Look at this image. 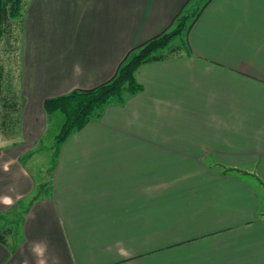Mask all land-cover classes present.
<instances>
[{
	"label": "crops",
	"instance_id": "crops-1",
	"mask_svg": "<svg viewBox=\"0 0 264 264\" xmlns=\"http://www.w3.org/2000/svg\"><path fill=\"white\" fill-rule=\"evenodd\" d=\"M191 1L26 0L10 51L30 128L0 144V264H264V0H211L51 174L23 161L46 99L109 81Z\"/></svg>",
	"mask_w": 264,
	"mask_h": 264
},
{
	"label": "trees",
	"instance_id": "trees-1",
	"mask_svg": "<svg viewBox=\"0 0 264 264\" xmlns=\"http://www.w3.org/2000/svg\"><path fill=\"white\" fill-rule=\"evenodd\" d=\"M210 1L193 16L192 23L188 22L190 15H183L180 12L168 28L130 50L109 81L93 89L74 90L59 97L46 99L44 109L47 115L51 116L60 112L65 117L60 133L56 136L57 149L73 132L81 130L93 119L98 118L111 101H123L125 94L140 91L142 86L135 79L138 67L175 54L177 48H171L168 51L165 49L183 31H189ZM25 4L26 0H0V44L6 36L10 37L13 34L14 29H19L21 33ZM19 18H21L20 24L17 22ZM18 38V36L15 37L17 40ZM11 75L13 76L12 71ZM12 76L7 77L0 61V102L2 101L3 125L7 126L6 130H10L7 134L8 138L16 137L21 125L22 107ZM3 234L4 230L0 232L1 241H3Z\"/></svg>",
	"mask_w": 264,
	"mask_h": 264
},
{
	"label": "rangeland",
	"instance_id": "rangeland-1",
	"mask_svg": "<svg viewBox=\"0 0 264 264\" xmlns=\"http://www.w3.org/2000/svg\"><path fill=\"white\" fill-rule=\"evenodd\" d=\"M209 0H192L189 5L187 6L185 13L186 15H190L189 18V24L192 23L193 16L208 2ZM21 18L17 19L18 24H20ZM188 24V25H189ZM22 30V28H21ZM188 30L183 31L180 35L175 37L171 44L165 49V51L170 50L171 48H174L176 46L184 47L185 40H186V34ZM19 37L18 40L15 39V37ZM17 41V42H16ZM21 41V33L19 32V29H14L13 34L4 39V41L0 44V61L5 69V72L7 74V77H11L10 73L15 74V68H14V62H15V53L11 52L10 50L13 49L17 44L19 45ZM13 74V75H14ZM13 78L14 86H16V80ZM21 79L19 76H17V80ZM17 88L21 91V85L17 84ZM17 91V89H16ZM17 93H19L17 91ZM22 102V101H21ZM21 125L18 131L21 136L14 137V138H8L7 134L10 133V130H6L7 126L3 125V119L2 116V101L0 102V144H3L5 142H12V140H15L19 138L18 145H23L28 142L23 138L25 134V130L29 129V122L26 120L25 113L22 114V111L24 109V104H21ZM102 113V112H101ZM14 112L12 111V115ZM24 115V116H23ZM65 117L62 113L57 112L51 116L47 115V121L45 123V130L43 138L37 143L38 149H34L29 156H25L23 159L25 165L28 167L29 170H31L33 177L39 182L40 176L44 173L51 174L52 167L56 160V152H57V144H56V136L60 133V130L62 128V125L64 123ZM21 139H24L21 141ZM34 161V162H33ZM51 167V169H50ZM49 185V184H48ZM37 193H39V186H37ZM36 193V194H37ZM37 196V195H36ZM4 217V216H3ZM6 221L2 220V225L0 226V230L6 229Z\"/></svg>",
	"mask_w": 264,
	"mask_h": 264
}]
</instances>
